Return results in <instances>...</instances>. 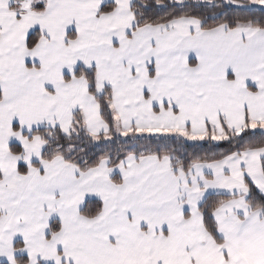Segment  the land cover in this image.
Masks as SVG:
<instances>
[{
	"label": "snow or ice",
	"instance_id": "6c2138e0",
	"mask_svg": "<svg viewBox=\"0 0 264 264\" xmlns=\"http://www.w3.org/2000/svg\"><path fill=\"white\" fill-rule=\"evenodd\" d=\"M0 264H264V0H0Z\"/></svg>",
	"mask_w": 264,
	"mask_h": 264
}]
</instances>
